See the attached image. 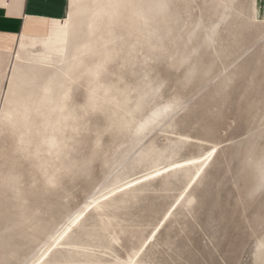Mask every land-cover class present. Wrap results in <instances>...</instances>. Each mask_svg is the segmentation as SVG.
Here are the masks:
<instances>
[{
	"label": "rangeland",
	"instance_id": "1",
	"mask_svg": "<svg viewBox=\"0 0 264 264\" xmlns=\"http://www.w3.org/2000/svg\"><path fill=\"white\" fill-rule=\"evenodd\" d=\"M74 8L64 52L0 61V264H260L263 18Z\"/></svg>",
	"mask_w": 264,
	"mask_h": 264
},
{
	"label": "crops",
	"instance_id": "2",
	"mask_svg": "<svg viewBox=\"0 0 264 264\" xmlns=\"http://www.w3.org/2000/svg\"><path fill=\"white\" fill-rule=\"evenodd\" d=\"M249 2L251 14L264 21V0ZM69 3L70 0H0V36L12 45L10 48L0 45V61L11 60L12 52L20 45V36L41 37L51 20L66 18L70 12Z\"/></svg>",
	"mask_w": 264,
	"mask_h": 264
},
{
	"label": "bare ground",
	"instance_id": "3",
	"mask_svg": "<svg viewBox=\"0 0 264 264\" xmlns=\"http://www.w3.org/2000/svg\"><path fill=\"white\" fill-rule=\"evenodd\" d=\"M69 4H70V12L67 15V17L64 19H61V20H51L49 23L47 31L41 37H33V36H28V35L20 36V38H19V40H20L19 44L20 45H19V47L15 48L14 51L12 52L13 63L14 62L20 63V61H22V59H24V55L26 56V54H24V53L27 51V49L30 48V46H39V52H38L39 54H37V55L41 58V60L43 58L44 59L49 58L51 55H56V54L59 55L62 52H64L65 45H66L65 43H66L67 33H68V26L70 23V19H71L72 15L74 14V10H75L74 0H70ZM251 17H253V16H251ZM6 42L10 43V41L8 39L2 38L0 36V45H4V46H7V48L8 47L10 48L12 45H10ZM25 48H26V50H25ZM35 55H33V56H35ZM11 62L8 63V65H7L8 68H10L11 65L13 64ZM14 72H16V71H14Z\"/></svg>",
	"mask_w": 264,
	"mask_h": 264
},
{
	"label": "snow or ice",
	"instance_id": "4",
	"mask_svg": "<svg viewBox=\"0 0 264 264\" xmlns=\"http://www.w3.org/2000/svg\"><path fill=\"white\" fill-rule=\"evenodd\" d=\"M157 174H159V173H157ZM260 264H264V258H262V259L260 260Z\"/></svg>",
	"mask_w": 264,
	"mask_h": 264
}]
</instances>
